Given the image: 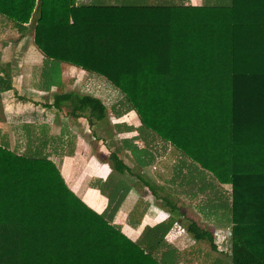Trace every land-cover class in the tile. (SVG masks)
Returning <instances> with one entry per match:
<instances>
[{
  "label": "trees",
  "instance_id": "trees-1",
  "mask_svg": "<svg viewBox=\"0 0 264 264\" xmlns=\"http://www.w3.org/2000/svg\"><path fill=\"white\" fill-rule=\"evenodd\" d=\"M0 17L20 35L34 21L32 43L44 62L104 77L123 94L126 111L137 114L141 134L170 144L229 185L228 252L218 250L210 230L187 223L230 264H264V0H0ZM11 87L0 76V91ZM50 105L66 108L71 118L85 117L89 126L107 122L106 105L90 94L56 93ZM0 138V238L12 242L10 264L175 263L164 241L174 218L145 227L132 240L106 216L110 204L98 213L67 185L42 147L46 138L36 134L23 153ZM109 159L117 173L130 171L117 154ZM140 179L171 214L182 215L171 193ZM90 186L113 197L100 184Z\"/></svg>",
  "mask_w": 264,
  "mask_h": 264
},
{
  "label": "rangeland",
  "instance_id": "rangeland-1",
  "mask_svg": "<svg viewBox=\"0 0 264 264\" xmlns=\"http://www.w3.org/2000/svg\"><path fill=\"white\" fill-rule=\"evenodd\" d=\"M203 2L204 0L201 4ZM161 4L168 3L163 0ZM33 26L34 21H31L27 33L20 35L10 22L0 17V76L9 78L12 85L11 89L0 91V137L6 136L9 147L23 153L32 137L28 135L27 128L32 135L33 131L35 132V124L44 121L55 125L54 127L50 125L53 127L50 134L62 132L61 137L56 135V138H50L55 145L57 144L54 147L57 148L58 155L61 157H75L74 152L83 154V149L85 151L88 149V151L95 150L100 159H105L104 155L107 157L106 159H109L112 152L118 155V146L122 147L123 144L132 147L133 149L122 153L121 156L125 157L126 162L130 165L133 162L137 164V167H134L132 171L135 178L138 179L139 175H146L158 180L159 188L162 187L166 193L169 191L175 201L180 202L181 210L186 216H189L183 217L182 220L190 219L200 223L199 226L202 229L212 232L218 250L228 252L230 186L220 184L212 179L208 173L183 157L177 149L168 143L153 139L145 132L143 135L146 140L139 137V133L142 131L137 129L140 125L137 114L134 111H126L123 94L102 76L85 73L87 74L86 78L80 75L64 78L66 81H64L65 84L61 91H75L99 97L106 105L108 112L107 122L103 125L97 123L89 126L85 118L72 120L66 115V108L60 111L49 108L46 104L51 102L52 96L57 90L53 89L50 92L52 87L60 86L61 69L60 65H56V63L44 62L43 57L42 62L41 59H36L37 61L29 59L31 48H34L33 43L31 44ZM36 62L40 63L36 65ZM48 67L51 68L52 77L49 79L50 83L45 85L46 75L44 74L48 75L46 72ZM53 116L57 117L56 122L53 121ZM69 127H71V131L68 130ZM125 129L132 132H125ZM37 133H39L38 130ZM80 140L86 146L79 145ZM91 144L93 145L90 148ZM54 147H50V151H54ZM78 147L81 149L80 152L77 151ZM142 168H144V173L141 172ZM127 176L132 177V175ZM203 185L205 189H202ZM125 192L122 188V181L118 183L116 189H111L110 194L113 197L110 200L108 198L111 213L106 214L111 222H114V215L124 200ZM145 197L146 195H144ZM154 202L159 210L163 211L161 205L163 202L161 200ZM138 203L134 202V206ZM114 208L116 211H113ZM133 210L123 215L124 222L127 221V216L134 212ZM183 225L184 231L190 233L197 243L200 240L198 239L199 235L192 224L184 221ZM11 244L10 240L7 241L4 237L0 238V264H10ZM167 249L162 247L163 251ZM197 249L206 259L204 260L205 264H216L215 260L223 264H230L228 256L210 250L204 241L199 242ZM171 251H173L171 257L174 260L177 259L176 252Z\"/></svg>",
  "mask_w": 264,
  "mask_h": 264
},
{
  "label": "crops",
  "instance_id": "crops-1",
  "mask_svg": "<svg viewBox=\"0 0 264 264\" xmlns=\"http://www.w3.org/2000/svg\"><path fill=\"white\" fill-rule=\"evenodd\" d=\"M165 1L168 4H161L163 3V0H135V1L134 0H75L76 4H87V5L89 4H93V5H128V4L201 5V2H202V0H165ZM33 47L34 48H31L29 59H31L32 61L36 59L37 60L41 59V62H42L43 59H42L41 53L35 48V46ZM39 63L40 62H36V65ZM60 69H61L60 86H53L52 90L50 91L52 92L53 89H57L55 94L64 93L63 91H61L62 86L65 84L64 81H66L64 80V78H68V77L72 78L77 75H80L83 78H86L87 74L85 73H89L87 70H84L80 67H77L75 65H71L65 62H62L60 64ZM66 71H67V74H66ZM80 71H82L81 72L82 74L80 73ZM7 90L9 89H6L4 91H7ZM46 93L49 94V92H46ZM53 96H52L51 102L49 101V103L46 104L48 105L49 108L50 107L55 108L50 105L53 101ZM55 110L57 109L55 108ZM53 118H54L53 121L56 122L57 117L53 116ZM82 118H85V117H82ZM71 119L76 120L74 118H71ZM50 125H52V123L50 124L49 122H44V121L38 122V124L36 123L35 132L33 131L32 137L38 134L46 138L47 142L46 144L42 145L43 149L48 153L49 158L57 165L67 185L89 207H91L96 212L101 213L106 209L108 205V197L102 194L98 188L91 187L90 183L102 185L103 188L106 190V192L110 194L111 189H116L118 186V183L122 181L123 191L125 190L126 192L124 194V197H123L124 200L122 201L120 208L117 210L116 214L114 215L113 223L120 225L123 233H125L131 239L136 240L140 237L145 227L147 226L152 227L156 224L165 222L170 216L174 217L173 225L170 228V231L166 234L165 240H164L167 244V247L171 250H174L176 252V255L178 256L174 264H205L204 260L206 259L204 258L202 253H200V250L197 249V245L201 241L199 240L196 243L197 240H195V238L190 233H188L187 231L186 232L184 231L183 223L184 221H187V220L185 219L182 220V218L189 217V216H186V214L183 212V210H181V208H180V213L182 214L181 216L173 215L167 210V206L163 204H161L163 211H160L161 209L159 210V207L154 202L155 200L158 201L160 199L156 198L152 194L150 188L144 182L141 181L140 179L141 175H139V178L136 179L135 174H132V171L134 167H137L136 166L137 164L133 162V164L130 165L128 162H126L125 157L123 158V156H121L122 153L130 151V149H133L132 147L130 148L128 145H123V144H122V147L121 146L117 147L119 158H121L124 161V163L130 168V171L126 172L125 174L132 175L131 177L125 174H119L116 171H114L111 167L110 159H106L107 157L105 155H104L105 159L98 158L95 150L88 151V149H86L85 151L83 149V152H84L83 154L74 152L75 157L59 156L58 155L59 151L57 150L56 147H54L55 143L52 139L56 138V135H59L61 137L62 132H59L58 134H50V131L55 126V125H52L53 126L52 127ZM37 130L39 131V133H37ZM68 130L71 131V127H69ZM124 131L132 132L127 129H125ZM139 137L141 138L143 137V139L146 140V138H144V135L141 133ZM139 137L137 138L139 139ZM114 139H115V136H114ZM79 143H78L79 145H84L81 140ZM51 145L54 147V151H50V147H52ZM92 145L93 144L90 145V148ZM55 146H57V144ZM137 146L139 147V145ZM80 150L81 149H79L78 147L77 151L80 152ZM120 150L121 152H119ZM141 172L142 173L145 172L144 168L141 169ZM142 176L147 180V182H149L153 187L156 188V191L158 193H161L164 191L162 187L159 188L160 184L158 183V180L153 179L146 175H142ZM168 193L170 192L168 191ZM144 195H146L145 198H144ZM139 196H141L142 199ZM134 202H139V203L134 206ZM175 202L180 207V202L179 201L178 202L175 201ZM134 208L135 210H133ZM132 210L134 212L132 214H129L127 216V221L124 222L125 219L122 218L123 215ZM196 224L198 227H200L199 226L200 223L197 222Z\"/></svg>",
  "mask_w": 264,
  "mask_h": 264
}]
</instances>
